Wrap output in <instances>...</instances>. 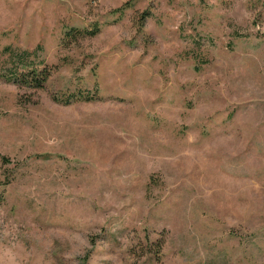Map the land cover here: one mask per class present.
<instances>
[{"label": "rangeland", "instance_id": "1", "mask_svg": "<svg viewBox=\"0 0 264 264\" xmlns=\"http://www.w3.org/2000/svg\"><path fill=\"white\" fill-rule=\"evenodd\" d=\"M0 264H264V0H0Z\"/></svg>", "mask_w": 264, "mask_h": 264}, {"label": "trees", "instance_id": "2", "mask_svg": "<svg viewBox=\"0 0 264 264\" xmlns=\"http://www.w3.org/2000/svg\"><path fill=\"white\" fill-rule=\"evenodd\" d=\"M146 17L142 16L140 20V26H143V22ZM52 73V68L44 66L41 70H27L23 73H16L10 75L9 81H12L14 84L19 86H27L34 89H42L48 79L50 78ZM74 96H70L69 99L60 100L59 98L54 97V101L58 103L69 104L72 101H83V102H92L96 100V96L90 94H82L80 93L78 96L73 98Z\"/></svg>", "mask_w": 264, "mask_h": 264}]
</instances>
